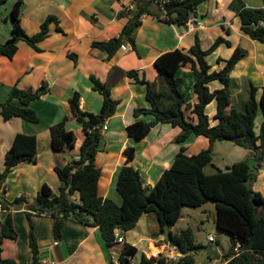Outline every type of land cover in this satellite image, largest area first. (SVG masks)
Masks as SVG:
<instances>
[{"label":"trees","instance_id":"16d2710c","mask_svg":"<svg viewBox=\"0 0 264 264\" xmlns=\"http://www.w3.org/2000/svg\"><path fill=\"white\" fill-rule=\"evenodd\" d=\"M7 1L0 0V7ZM205 1L165 0L164 15L160 8L155 12L151 11L153 5L160 0H133V8L129 9L128 13L123 11L118 15L119 19L129 16L121 34L108 41L95 40L91 47L106 53L107 60H111L126 44L131 45L137 52L135 32L145 16L182 27L192 16L197 15L198 6ZM22 3V0L16 2L11 12L14 21L12 36L5 43H0V57L12 59L18 52L21 41L26 42L36 52H42L39 45L48 38L50 25L53 23L56 24L58 32L64 33L58 17L52 15L44 20L38 33L27 34L20 18ZM230 9L239 17L242 32L251 40L264 45V28L253 27V24L264 20V10L246 7L241 0H234ZM224 43L230 44L223 37H219L209 49L204 50L196 37L195 44L189 50L176 49L160 55L155 61L162 85L159 88L157 83L149 82L145 77L140 78L138 70L126 73L130 79L146 87V98L150 103L149 108L135 109V117L149 115L153 118L150 122L137 121L128 126L129 138L143 140L158 124H170L183 133L176 139L177 144L181 145L180 152L153 188H144L141 174L134 167L127 164L119 170L117 191L122 199L120 205L110 199L104 200L98 195L101 170L97 167L96 157L102 130L120 104L112 98L110 88L98 78L91 76L90 81L93 90L103 97L99 114L80 110L79 93L69 99L72 113L82 124L85 137L80 148V157L65 166L57 165L54 169L62 185L60 194H53L51 188L45 184L30 205H27L24 197H19L13 202L6 199L5 183L8 176L19 164L37 161L36 136L17 134L5 154L4 166L0 168V200L3 199V213H6L0 227V264H18L16 260L3 256L5 241H16L18 238L13 221V213L17 210L24 209L30 222L29 243L33 256L31 264H42L32 216H52L55 219L56 240L62 238L63 220L73 218L87 226H98L107 245L114 246L118 244L117 233L134 229L145 214L156 213L163 231L164 226L173 228L179 222L183 208L199 209L210 202L214 203L216 208L218 229L229 234L232 241V248L228 254L222 255L221 264H264V196L253 189V183L257 179L255 168L262 167L263 162L255 166L245 160L215 174L207 175L204 172L205 168L213 163L212 148L217 142L230 141L236 146L250 150L256 159H264V122L259 134L255 131L260 110L264 113V87L259 88L250 83L249 97L242 103V110L233 105L232 75L238 64L247 56V51L238 47L233 55L224 61L222 70H212L207 58ZM69 56L77 60L76 55ZM217 61L223 62L222 59ZM187 65L191 66L195 76L193 91L198 102L193 107L188 103L187 94L182 91L184 78L180 76V70ZM212 82H219L223 88L211 91L209 84ZM47 93L49 88L46 84L36 90H23L14 86L9 99L0 103L2 120L9 122L21 119L32 124L39 123L40 118L31 104ZM214 101L217 103L214 119L218 123L212 126L206 108ZM189 108L196 116V122L186 116L185 111ZM68 121V117H64L50 127L52 148L56 152L74 149L76 146L77 136L67 129ZM192 135L206 137L210 147L197 155L188 156L184 144ZM131 157L132 152L129 153V158ZM76 193L79 195V201L72 197ZM170 245L180 248L181 256L177 260L164 255L147 258L143 254L139 264L196 263L194 254L199 245L195 242L192 228L172 233ZM137 253L136 247L125 244L117 263L111 259L110 264H132ZM208 257L212 258L210 255Z\"/></svg>","mask_w":264,"mask_h":264},{"label":"crops","instance_id":"0c3cea01","mask_svg":"<svg viewBox=\"0 0 264 264\" xmlns=\"http://www.w3.org/2000/svg\"><path fill=\"white\" fill-rule=\"evenodd\" d=\"M18 1L8 0L0 7V11L5 8L4 10L9 12L8 15L0 16V43H5L12 36L14 21L11 12ZM233 1L206 0L200 4L196 16L199 17L204 29L197 32H188L185 26L178 27L161 22L152 16H145L135 32L137 52L131 45L126 44L111 60H107V54L93 49L91 44L95 40L108 41L121 34L129 16L119 19L118 15L123 11L128 13L133 0H22L20 18L27 34L38 33L44 20L52 15L58 17L64 33L58 32L56 24L53 23L50 25L48 38L39 45L42 52H36L26 42L21 41L18 52L12 59L0 57V103L9 99L14 86L23 90H36L42 84H46L49 88V93L31 104L40 118L39 123L32 124L21 119L4 122L0 116V168H3L5 154L17 134L33 135L37 138V161L21 163L14 169L7 186L6 199L13 202L19 197H24L27 205H30L45 184L51 188L53 194H60L62 185L54 169L57 165L65 166L80 157V148L85 137L82 124L72 113L69 99L75 93H79L80 110L90 114H99L103 104L102 95L93 90L91 76L105 83L110 88L112 98L120 102L116 113L105 124L107 129L102 130L96 157L97 167L101 170L98 195L104 200L110 199L119 205L122 203L117 191V177L119 170L127 164L140 172L145 189L153 188L162 174L172 166L180 152L181 145L177 144L176 139L183 132L170 124H158L143 140L129 138L128 126L137 121L150 122L153 118L149 115L135 117V109L149 108L150 103L146 98V87L130 79L126 73L138 70L140 78L145 77L149 82L157 83L158 88L162 87L159 72L155 67V61L160 55L176 49L187 51L195 44L196 37L199 38L202 49L207 50L216 39L223 37L230 44H222L210 55H217V66L213 68L211 65L212 70H222L224 61L241 47L247 51V56L238 64L232 75L238 96L242 89L241 80L259 88L264 87V56L258 55L264 53L262 47L264 45L251 40L242 32L239 17L230 9ZM241 1L249 8L264 7L263 0ZM225 47L227 56L223 58L221 52H224L222 48ZM71 54L76 55L77 60L71 58L69 56ZM261 56L262 63L259 61ZM218 59H222L223 62H218ZM180 76L184 78L182 91L187 94L188 103L193 107L198 100L193 91L195 76L191 66L183 67ZM209 87L211 91H215L223 88V85L212 82ZM233 98L235 97L232 95ZM215 102L206 108L212 126L218 123L214 119L217 113L213 107ZM208 108H213L210 112L212 116L209 115ZM191 110L189 108L185 111L186 116L196 122V116ZM259 115L260 128L264 122L262 110ZM64 117H68L67 129L76 134L77 143L74 149L56 152L52 148L50 127ZM258 127L257 125L255 127L257 134L260 132L257 131ZM184 146L185 153L193 156L208 149L210 142L204 136L192 135ZM216 146L217 143L213 145V154ZM240 148L242 157H247V161L250 160L255 166L259 164L250 150ZM262 162V167L255 168L256 180L264 179V159ZM253 189L261 193L264 188L256 189L253 186ZM72 197L79 201L77 193ZM182 218L183 210L180 220ZM13 221L17 233L19 229L26 230L23 232L24 247L21 249L20 236L16 241L6 240L3 256L16 260L18 264H31L30 226L25 210L14 211ZM54 223L55 219L48 214L32 216L42 263L110 264L111 259L117 263L125 244L138 249L132 264H135L139 254H144L147 258L164 255L174 260L181 256L177 248L172 247L163 236L156 213L143 215L136 227L129 232H118L116 236H122L125 243L114 246L107 245L98 226H87L73 218L63 220L62 238L56 240ZM177 224L169 228L171 233H176ZM207 260L211 264L219 262L209 257Z\"/></svg>","mask_w":264,"mask_h":264},{"label":"rangeland","instance_id":"374dc122","mask_svg":"<svg viewBox=\"0 0 264 264\" xmlns=\"http://www.w3.org/2000/svg\"><path fill=\"white\" fill-rule=\"evenodd\" d=\"M4 9L5 8H3L0 11L1 17L9 14V12L7 13ZM262 47L264 48V46ZM222 49L224 52H221V56L225 58L227 56V48L225 47ZM258 55L264 56V53H259ZM262 56L259 58V61L261 63L263 62ZM216 58H217V55L216 56L213 55V56H210L208 59V62L210 63V65L213 66V68H216L217 66ZM241 82H242V89L240 90L241 94L239 93L240 94L239 96L237 94V88L235 87L234 81L232 83V95L235 97L232 99V102H233V105L239 110H242V103L245 100H247L249 97V82L245 80L244 81L241 80ZM213 107L215 109V112H217L216 102L214 103ZM212 110L213 108H208L209 115H211L210 112ZM257 118L258 119H257L256 125L258 127L260 124V119H261L260 115ZM258 130H260L259 127L257 128V131ZM240 151H241V148L236 146L234 143L230 141L217 142L216 151L213 154V163L208 165L205 168L204 170L205 174L211 175V174L217 173L219 170L225 171L229 166H232V164L234 163L248 160L247 157L245 158L241 156L242 152ZM12 175L13 174H10L7 178L8 180L5 183L7 186L10 183L9 179H11ZM253 186L256 189L264 188V179L256 180L253 183ZM261 194L264 196V189L261 192ZM25 216L30 226V222L27 218L26 213H25ZM216 220H217L216 208H215L214 203L212 202L207 203L206 205H204L203 208H199V209L185 207V209H183V218L182 220L178 222L175 228V232L180 233L184 229L192 228L195 242L196 244L199 245V247L213 246L214 248H217L218 252L221 255H225V254H228L232 248L231 236L218 229ZM25 231H26L25 229L24 230L19 229L20 233L18 232L19 233L18 236L21 237V240H20L21 249H23L24 247V240H23L24 233L23 232ZM29 234H30V230H29ZM210 237H213L214 241H210L209 240ZM29 248H30V243H29ZM194 256H195V262L197 264H200V263L211 264V262L207 260L208 253L206 252H198V253H195ZM30 258L33 260L32 251H31ZM141 258H142V255L139 254L135 260V264H139ZM221 263L222 262L219 261L216 264H221Z\"/></svg>","mask_w":264,"mask_h":264},{"label":"built area","instance_id":"2783aa9c","mask_svg":"<svg viewBox=\"0 0 264 264\" xmlns=\"http://www.w3.org/2000/svg\"><path fill=\"white\" fill-rule=\"evenodd\" d=\"M165 0H160L159 3H157V9H161L162 13L165 15L166 11L164 8L165 5ZM133 8V6L131 7V9ZM262 10H264V7L261 8ZM185 27L188 29V32H197L199 30H203L204 26L202 24V22L200 21L198 16H192L189 21L185 24ZM254 28H264V20L260 21L257 24H253ZM107 127L106 125L103 127V130H106ZM3 213V206H2V201L0 200V215ZM210 241H214L213 237L209 238ZM117 241L120 244H124L125 243V239L122 236H117ZM173 251V249H171ZM42 264H55L54 262H45Z\"/></svg>","mask_w":264,"mask_h":264},{"label":"water","instance_id":"95a60500","mask_svg":"<svg viewBox=\"0 0 264 264\" xmlns=\"http://www.w3.org/2000/svg\"><path fill=\"white\" fill-rule=\"evenodd\" d=\"M151 11L152 12H155L157 11V5L154 4L153 7L151 8ZM176 17V14L174 15ZM87 120H89V118H87ZM263 161V158H259L256 162L257 163H260ZM67 192H69V188L67 189ZM3 201V199L1 200ZM6 216V213H2L1 214V219H0V227H1V224H2V221L3 219L5 218ZM79 217L81 218L82 215H79ZM163 236L165 237L166 241L168 243L171 242V237H172V233L170 232L169 230V227L168 226H164V229H163ZM177 251L180 253V248L177 247ZM198 252H206L208 253V255H210L214 260L216 261H220L221 260V254L218 252L217 248H214L213 246H207V247H199L195 250V253H198Z\"/></svg>","mask_w":264,"mask_h":264}]
</instances>
